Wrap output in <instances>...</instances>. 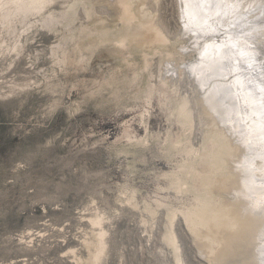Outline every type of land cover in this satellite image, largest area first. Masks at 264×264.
I'll use <instances>...</instances> for the list:
<instances>
[{
    "label": "rangeland",
    "instance_id": "1",
    "mask_svg": "<svg viewBox=\"0 0 264 264\" xmlns=\"http://www.w3.org/2000/svg\"><path fill=\"white\" fill-rule=\"evenodd\" d=\"M179 1L160 0L158 6L172 33L182 31ZM225 1L216 0V4L222 8ZM91 2L96 9L99 2ZM66 12L59 10L58 14ZM93 15L90 23L99 27L96 12ZM109 15L107 27L112 32L87 65L75 63L76 59L66 64L54 62L55 47L63 49L68 40L44 20L30 30L34 33H29L22 52L1 54L7 43H12L13 31L0 19V264H75L73 249L87 255L84 240L92 233L89 218L97 211L111 216L113 223L104 264H176L160 237L162 224L158 223L149 237L143 213L122 207L118 198L124 186L137 188L139 196L175 193L165 188L168 179L160 175L180 171L175 161L180 156H167L180 125L173 116L168 117L169 111L155 94L149 106V149L120 152L127 143V131L147 133L140 122L143 93L141 97L134 94L147 88L150 76L144 72L132 88L120 83L118 97L110 93L111 86L98 92L112 71L132 76L134 66L127 59L140 65L143 58L130 43L124 46L117 40L133 32V24L125 25L122 11L113 7ZM66 25L60 24L64 29ZM97 39L98 35L92 34L82 42L97 45ZM158 58L156 55L155 62ZM174 58L179 60L180 55L174 53ZM184 85L183 90L192 91L191 82ZM200 133L195 131V142ZM211 148L203 147L189 168L188 178L196 191L202 192L200 181L205 175L216 172L210 166ZM177 230L188 264H210L183 221Z\"/></svg>",
    "mask_w": 264,
    "mask_h": 264
},
{
    "label": "bare ground",
    "instance_id": "2",
    "mask_svg": "<svg viewBox=\"0 0 264 264\" xmlns=\"http://www.w3.org/2000/svg\"><path fill=\"white\" fill-rule=\"evenodd\" d=\"M94 1L99 2L96 9L91 0H0V19L13 31L12 43L3 41L7 45L1 54L22 52L30 30L44 20L68 40L63 49L55 47L54 62L76 59L75 63L87 65L112 32L107 27L112 7L122 11L121 20L133 24V32L117 40L141 51L142 62L137 65L127 59L134 66L132 76L112 71L98 92L111 86L110 93L118 97L120 83L132 88L148 73L147 88L134 94L141 97L143 93L140 122L147 133L127 131V143L120 152L149 149V106L158 94L168 117L180 125L179 135L167 149V156H180L175 160L180 171L160 175L168 179L165 188L175 191L173 195L139 196L137 188L124 186L119 192L120 205L143 213L149 237L162 224L160 237L176 264H188L177 230L180 221L210 264H264V0H223L222 8L216 0H180L183 26L179 33L169 31L161 19L160 0ZM73 8L77 9L69 15ZM59 10L67 12L58 14ZM94 12L100 28L90 23ZM61 23L67 24L65 29ZM92 34L98 35L97 45L82 42ZM187 36L189 43L184 39ZM173 52L180 55L179 60ZM185 78L192 83L191 92L183 90ZM196 130L201 132L197 142ZM207 145H212L210 166L216 172L200 181L201 192L194 190L188 174ZM89 219L93 229L84 240L87 255L73 249V259L75 264H104L112 217L97 211Z\"/></svg>",
    "mask_w": 264,
    "mask_h": 264
}]
</instances>
